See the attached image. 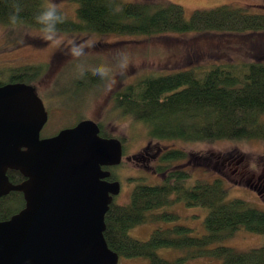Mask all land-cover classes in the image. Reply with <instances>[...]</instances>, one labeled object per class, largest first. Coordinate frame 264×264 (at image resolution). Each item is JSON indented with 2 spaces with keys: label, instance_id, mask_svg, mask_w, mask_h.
I'll return each instance as SVG.
<instances>
[{
  "label": "trees",
  "instance_id": "16d2710c",
  "mask_svg": "<svg viewBox=\"0 0 264 264\" xmlns=\"http://www.w3.org/2000/svg\"><path fill=\"white\" fill-rule=\"evenodd\" d=\"M77 19L66 17L55 8L56 19L39 20L50 7L41 0H0V23L23 24L49 32L126 34L176 38L189 34L194 41L187 49L185 67L160 75L136 78L110 95L111 105L121 115L145 125L148 137L185 142L250 140L264 142V5L255 7L223 4L194 9L187 17L180 4L157 0H75ZM214 38V45H199L197 39ZM240 43L243 53L228 48ZM196 44V45H193ZM26 72L37 74L38 67ZM9 75V74H8ZM93 84L98 75L87 72ZM29 78H33L30 76ZM11 81H24L10 75ZM76 87L81 78L75 79ZM5 82V81H4ZM3 83L0 81V84ZM98 123V122H97ZM104 136H112L103 131ZM181 149H169L161 157L156 172L160 183L136 184L128 204L112 200L105 214L104 238L108 247L123 257L145 256L147 264H186L188 258H220L222 264H264V243L247 250L216 244L234 234L240 226L253 233H264V210L242 198H227L222 177L195 179L191 173L172 164L186 158ZM12 183L24 177L13 169L6 172ZM183 202L186 206L208 209L205 233L189 235L182 224L159 226L147 240L129 234V229L147 222H171L172 211L154 212ZM15 203H21L11 210ZM24 206L22 193L10 191L0 198V220L9 218ZM160 247L186 249L175 259L157 253Z\"/></svg>",
  "mask_w": 264,
  "mask_h": 264
},
{
  "label": "rangeland",
  "instance_id": "374dc122",
  "mask_svg": "<svg viewBox=\"0 0 264 264\" xmlns=\"http://www.w3.org/2000/svg\"><path fill=\"white\" fill-rule=\"evenodd\" d=\"M129 1V0H124ZM180 4L188 17L194 9L211 8L223 4L252 8L264 5V0H157ZM46 7L56 9L73 20L77 19L75 0H41ZM160 37L132 36L126 34L63 33L49 32L23 24L0 23V81H6L13 66L26 63L28 67L41 70L33 78L43 80L46 94L58 98L47 102L45 133L74 125L79 120L90 118L98 122L103 131L122 140L124 157L122 164L115 168L121 174V189L112 200L118 204H128L133 187L139 183L156 184L163 174L156 172V162L142 160L139 153L146 149L153 153L157 146L176 148L190 154L189 158L175 161L191 173L190 182L195 179L223 178L227 187V198H242L251 206L264 210V189L256 192L255 183L262 176L264 180V142L250 140H216L213 142L179 139L157 140L148 137L144 124L129 116L121 115L111 105L110 95L123 85L147 75H160L173 69L185 67L187 49L194 41L189 34ZM199 45H214L212 36H200ZM196 45V44H193ZM231 53H243L240 43L228 48ZM23 67V68H25ZM22 65L13 70H24ZM27 70V69H26ZM91 72L99 77L93 84L86 77ZM81 78V86L76 87V78ZM55 84V86H53ZM59 91V92H58ZM51 92V93H50ZM131 154L135 155L131 157ZM128 157V158H127ZM201 164V167H199ZM114 169V170H115ZM262 182V181H261ZM21 203H15L11 210ZM172 211L178 218L171 221L147 222L129 229V234L139 240H147L159 226L182 224L191 228L189 235L205 233L203 224L208 212L206 207L186 206L177 202L154 212ZM264 243V233H253L240 226L234 234L216 244H225L237 250H247ZM157 253L167 259H175L186 253V249L160 247ZM145 256L119 258L118 264H147ZM186 264H222L220 258H188Z\"/></svg>",
  "mask_w": 264,
  "mask_h": 264
},
{
  "label": "water",
  "instance_id": "95a60500",
  "mask_svg": "<svg viewBox=\"0 0 264 264\" xmlns=\"http://www.w3.org/2000/svg\"><path fill=\"white\" fill-rule=\"evenodd\" d=\"M46 120L31 86L0 85V198L19 191L24 200L0 220V264H118L103 232L120 185L103 167L121 162V142L90 118L40 138ZM8 169L24 179L12 183Z\"/></svg>",
  "mask_w": 264,
  "mask_h": 264
},
{
  "label": "flooded vegetation",
  "instance_id": "af4514ba",
  "mask_svg": "<svg viewBox=\"0 0 264 264\" xmlns=\"http://www.w3.org/2000/svg\"><path fill=\"white\" fill-rule=\"evenodd\" d=\"M22 65V68L26 66V63L24 64H21ZM21 65H17V66H13V68L11 69V71L8 73V77L6 79L5 82L1 83L0 85H3V84H7V83H16V82H23V83H26V85H29L33 88V91L34 93L40 98L44 108H45V111L46 113L48 112L47 111V101L48 100H53V99H57L58 98V95H56L54 92L55 90H52V94H49L47 95L45 90H46V85L44 84V81L43 80H36L34 78H29L30 76L34 77L36 76L37 74H40L41 73V70L38 71L37 74H31L30 72H26V67L23 68L24 70H21L20 72H18L21 76H24L26 78V80L24 81H11L10 79V75H14V74H17L15 72H13V70H16L18 69ZM55 86V84L53 85ZM45 89V90H44ZM59 92V91H58ZM51 93V92H50ZM48 99V100H47ZM48 116V115H47ZM76 124V123H75ZM74 124V125H75ZM44 126L45 124L42 126L40 132H39V137L40 138H45V137H50V136H53L55 135L57 132L55 133H45L44 132ZM73 126V125H71ZM71 126H68V127H71ZM66 128V127H64ZM100 128V127H99ZM63 129V128H62ZM61 130V129H60ZM99 135L102 136V137H115L117 139L120 140L121 142V145H122V159H121V162L117 165H112V166H105L103 167L104 169H107L110 171V175L106 178V180H108L109 182H114V181H117L119 182V185H120V189H121V181H120V177H121V174H119L118 171H116L115 168L119 167L121 164H122V160H123V157H124V150H123V144H122V140L119 138V137H116V136H104L102 133H101V130L99 132ZM170 149H176V148H170ZM169 150V148H165V146H160L158 145L156 150L153 152V153H149L145 150H143V152L139 153V156L142 160H153L154 162H156V167L158 165L161 164V157L162 155L167 151ZM190 154L187 153V156L186 158H189ZM131 157H134L135 158V155L134 154H131ZM128 158V157H127ZM174 167H176L177 169H184V168H180L178 165H173ZM199 167H201V164H199ZM115 169V170H114ZM156 171V170H155ZM24 179V178H23ZM22 179V180H23ZM22 180H20L19 182H21ZM262 181V182H261ZM255 186L257 187L256 188V192L259 194L260 193V190L261 189H264V180H262V176H259L257 178V182L255 183ZM114 197V196H113Z\"/></svg>",
  "mask_w": 264,
  "mask_h": 264
},
{
  "label": "clouds",
  "instance_id": "9594fccd",
  "mask_svg": "<svg viewBox=\"0 0 264 264\" xmlns=\"http://www.w3.org/2000/svg\"><path fill=\"white\" fill-rule=\"evenodd\" d=\"M38 19L43 21V22L55 20L56 19L55 7L50 6V10L47 11L42 17H39Z\"/></svg>",
  "mask_w": 264,
  "mask_h": 264
}]
</instances>
